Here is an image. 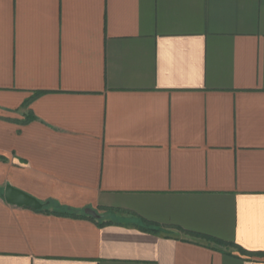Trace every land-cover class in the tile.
Returning <instances> with one entry per match:
<instances>
[{
  "label": "crops",
  "instance_id": "0c3cea01",
  "mask_svg": "<svg viewBox=\"0 0 264 264\" xmlns=\"http://www.w3.org/2000/svg\"><path fill=\"white\" fill-rule=\"evenodd\" d=\"M0 264H264V0H0Z\"/></svg>",
  "mask_w": 264,
  "mask_h": 264
},
{
  "label": "water",
  "instance_id": "95a60500",
  "mask_svg": "<svg viewBox=\"0 0 264 264\" xmlns=\"http://www.w3.org/2000/svg\"><path fill=\"white\" fill-rule=\"evenodd\" d=\"M4 200L10 205L26 207L35 211H39L43 208V205L39 201L11 186L5 187ZM83 213L84 215L92 218L99 217L97 213L90 209H85Z\"/></svg>",
  "mask_w": 264,
  "mask_h": 264
},
{
  "label": "trees",
  "instance_id": "16d2710c",
  "mask_svg": "<svg viewBox=\"0 0 264 264\" xmlns=\"http://www.w3.org/2000/svg\"><path fill=\"white\" fill-rule=\"evenodd\" d=\"M30 100H28V101H26V103H24V106L25 105H27V103L29 102ZM3 159V158H2ZM35 211V210H34ZM39 211H41V210H39ZM58 214H61V215H65V216H73V214L74 213H72L71 211H63V212H59ZM84 217H88V216H86V215H84ZM88 218H91V219H100V217H98V218H92V217H88Z\"/></svg>",
  "mask_w": 264,
  "mask_h": 264
}]
</instances>
